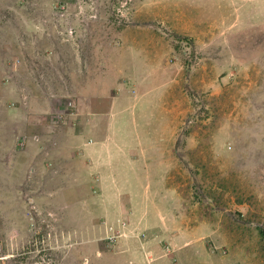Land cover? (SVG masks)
I'll return each instance as SVG.
<instances>
[{
	"label": "rangeland",
	"instance_id": "374dc122",
	"mask_svg": "<svg viewBox=\"0 0 264 264\" xmlns=\"http://www.w3.org/2000/svg\"><path fill=\"white\" fill-rule=\"evenodd\" d=\"M0 264H264V0H0Z\"/></svg>",
	"mask_w": 264,
	"mask_h": 264
},
{
	"label": "crops",
	"instance_id": "0c3cea01",
	"mask_svg": "<svg viewBox=\"0 0 264 264\" xmlns=\"http://www.w3.org/2000/svg\"><path fill=\"white\" fill-rule=\"evenodd\" d=\"M108 111H109L110 113H114V112H116L114 106L110 107V108L108 109Z\"/></svg>",
	"mask_w": 264,
	"mask_h": 264
}]
</instances>
